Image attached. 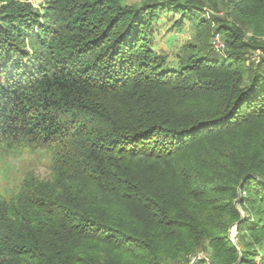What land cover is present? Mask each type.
<instances>
[{
  "label": "trees",
  "instance_id": "obj_1",
  "mask_svg": "<svg viewBox=\"0 0 264 264\" xmlns=\"http://www.w3.org/2000/svg\"><path fill=\"white\" fill-rule=\"evenodd\" d=\"M220 1L226 58L188 43L176 67L151 40L165 5L5 1L0 149L44 150L51 169L0 197V264H257L264 42L248 69L235 46L239 24L263 38L264 0Z\"/></svg>",
  "mask_w": 264,
  "mask_h": 264
},
{
  "label": "rangeland",
  "instance_id": "obj_2",
  "mask_svg": "<svg viewBox=\"0 0 264 264\" xmlns=\"http://www.w3.org/2000/svg\"><path fill=\"white\" fill-rule=\"evenodd\" d=\"M6 0H0V7L5 5ZM19 3H27L35 9H40L45 0H14ZM125 7L139 8L142 6H151L156 4L165 5L167 14H162L158 26L153 29L151 37L152 43L158 45L167 55L169 65L177 66V57L184 62L190 56L189 52L183 49L185 44L191 43L197 48L211 50L214 55L226 58L227 56V36L214 30L217 24L228 19L232 20L221 7V1L215 0L214 7L207 4H201V10L182 5L187 4V0H118ZM173 4V7L170 6ZM178 8H175V7ZM184 8V10H183ZM189 15L182 17L181 12ZM158 15V13H157ZM159 17V15H158ZM207 22V24H202ZM199 23V24H198ZM242 29V44L235 46L238 57L245 60L242 67L248 69L252 63H257L262 55L261 50L251 47L261 44L262 39L254 37L250 28L239 24ZM178 28H181L178 30ZM218 29V28H216ZM229 52V51H228ZM244 53V54H240ZM51 169V155L44 151L28 152L27 150L18 153H6L0 149V197L8 199L19 188L24 176L32 172L37 177L48 179ZM238 212L244 217V213L237 202L235 204ZM230 241L234 246H238L236 239V229L230 232ZM262 251L257 250L255 263L264 264ZM202 256V254H200Z\"/></svg>",
  "mask_w": 264,
  "mask_h": 264
}]
</instances>
